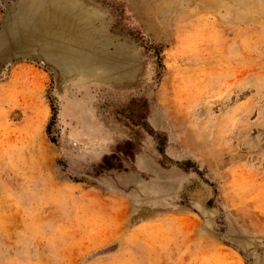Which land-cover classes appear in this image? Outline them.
Instances as JSON below:
<instances>
[{
  "label": "rangeland",
  "instance_id": "1",
  "mask_svg": "<svg viewBox=\"0 0 264 264\" xmlns=\"http://www.w3.org/2000/svg\"><path fill=\"white\" fill-rule=\"evenodd\" d=\"M66 3L127 62L0 43V264H264V0Z\"/></svg>",
  "mask_w": 264,
  "mask_h": 264
},
{
  "label": "bare ground",
  "instance_id": "2",
  "mask_svg": "<svg viewBox=\"0 0 264 264\" xmlns=\"http://www.w3.org/2000/svg\"><path fill=\"white\" fill-rule=\"evenodd\" d=\"M79 11L81 12V7L77 3L71 5L66 3V0H30L19 8L18 14L14 15L9 32L0 35V43H11L10 46H16L43 41L42 54L61 70L76 74H91L99 68L102 72L109 73L118 69L122 63L126 64L125 56L119 53L109 56L105 51L107 48H96V43H102L101 46L108 44L101 25L91 30L90 37L85 41L67 40L64 31L69 26L70 14L74 12L78 14ZM84 15L88 20L97 17L87 12ZM82 28L85 30L84 25Z\"/></svg>",
  "mask_w": 264,
  "mask_h": 264
}]
</instances>
